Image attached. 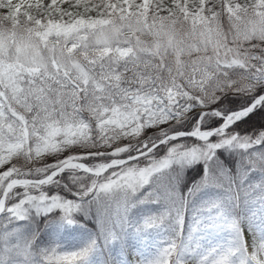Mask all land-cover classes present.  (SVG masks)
<instances>
[{"label":"snow or ice","instance_id":"6c2138e0","mask_svg":"<svg viewBox=\"0 0 264 264\" xmlns=\"http://www.w3.org/2000/svg\"><path fill=\"white\" fill-rule=\"evenodd\" d=\"M262 108L264 0H0V264H95L126 229L162 234L140 264H264V132L234 127ZM78 214L80 247L42 243Z\"/></svg>","mask_w":264,"mask_h":264},{"label":"trees","instance_id":"16d2710c","mask_svg":"<svg viewBox=\"0 0 264 264\" xmlns=\"http://www.w3.org/2000/svg\"><path fill=\"white\" fill-rule=\"evenodd\" d=\"M241 103V98L236 96H228L226 98L225 106L235 108ZM264 112V108L257 109L254 113H250L248 117L243 120L237 121L234 127L241 135H256L264 132V121L257 118V113ZM210 126H215L213 120L206 122ZM184 125L191 126L189 121H185ZM179 127V126H178ZM190 139V138H189ZM221 155L225 157L226 161H232L229 166L234 167L235 155L231 152ZM200 165H193L187 168L183 173V181L180 184V189L191 184L193 181L199 179ZM138 213L141 212L137 210ZM136 211V212H137ZM83 225V227H80ZM40 226L43 228V218L40 220ZM187 227V219H186ZM97 231L96 222L92 218H85L82 214H78V224L73 226H65L62 228L47 227L43 228L41 232L42 243L47 245L49 243L58 244L65 250H72L79 247L86 238ZM160 233L148 232L143 235L137 236L128 229L122 235L121 240L113 244L109 249L104 250L102 255L94 257L95 264H102V261L107 259L111 264H130L131 256L135 254H154L159 246L161 240Z\"/></svg>","mask_w":264,"mask_h":264},{"label":"rangeland","instance_id":"374dc122","mask_svg":"<svg viewBox=\"0 0 264 264\" xmlns=\"http://www.w3.org/2000/svg\"><path fill=\"white\" fill-rule=\"evenodd\" d=\"M221 158L225 160V157H224L223 155H221ZM49 162H51V161H49ZM143 207H144L145 209H147V208H152V209H154L155 206L145 205V206H143ZM143 214H144L143 211H141V212H139V213H138V211H137L136 214H135V216L132 218V222L134 223L135 220H136L139 216H141V215H143ZM93 234H94V233H93ZM87 239H89V237L86 238L85 241H86ZM85 241H83L82 244H83ZM82 244H80V246H81ZM80 246H79V247H80ZM76 248H78V247H76ZM74 249H75V248H74ZM153 255H154V254H146V255L135 254V255L131 256V262H130V264H140L141 260H146V259L152 257Z\"/></svg>","mask_w":264,"mask_h":264}]
</instances>
